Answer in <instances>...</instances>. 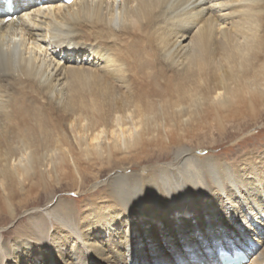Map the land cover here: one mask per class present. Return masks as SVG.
<instances>
[{
  "label": "bare ground",
  "instance_id": "bare-ground-1",
  "mask_svg": "<svg viewBox=\"0 0 264 264\" xmlns=\"http://www.w3.org/2000/svg\"><path fill=\"white\" fill-rule=\"evenodd\" d=\"M263 127L264 0H2L0 264H264V142L195 141Z\"/></svg>",
  "mask_w": 264,
  "mask_h": 264
},
{
  "label": "rangeland",
  "instance_id": "rangeland-1",
  "mask_svg": "<svg viewBox=\"0 0 264 264\" xmlns=\"http://www.w3.org/2000/svg\"><path fill=\"white\" fill-rule=\"evenodd\" d=\"M213 132H214V134L211 135L212 136L211 138L210 137H206V136L205 137L204 136H199L195 140V141H205V142H202L203 145L201 146L204 149L201 152L202 154H206L211 149H214V151L216 152V154H220V153H223V154H225V153L226 154L231 153L232 154L233 153V155H234L236 152L238 153V151H240L242 148L247 147L249 145L250 146H253V145H255V143L259 147H263L264 146V145L262 146V142H264V127L259 130V132L257 133V135H255L254 137H252L250 140L246 141V143H244L242 145V147H240V146H232L231 147L230 146L231 142H235L236 137L233 138L232 141H230L231 138H227V139L220 140L219 137H217V134L215 133V131H213ZM213 140H219V141H217V144L216 145L214 144L212 146L211 144H209V141H213ZM232 148H234V149H232ZM197 152H199V150H197ZM63 193H64V196H67L68 198H73V197L76 198V195L74 194L73 191H71V189H67Z\"/></svg>",
  "mask_w": 264,
  "mask_h": 264
},
{
  "label": "snow or ice",
  "instance_id": "snow-or-ice-1",
  "mask_svg": "<svg viewBox=\"0 0 264 264\" xmlns=\"http://www.w3.org/2000/svg\"><path fill=\"white\" fill-rule=\"evenodd\" d=\"M57 2H65L67 4H71L72 3V0H57ZM0 3H2V0H0Z\"/></svg>",
  "mask_w": 264,
  "mask_h": 264
}]
</instances>
